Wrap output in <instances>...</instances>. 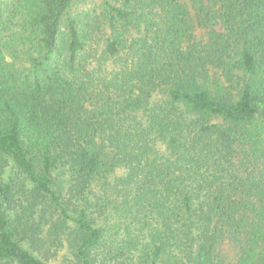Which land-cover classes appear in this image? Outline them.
<instances>
[{"label":"trees","instance_id":"trees-1","mask_svg":"<svg viewBox=\"0 0 264 264\" xmlns=\"http://www.w3.org/2000/svg\"><path fill=\"white\" fill-rule=\"evenodd\" d=\"M115 1L84 21L70 14L73 0L8 4L5 30L14 33L2 47L23 69L0 51V261L42 264L14 235L37 244L51 209L68 218L51 189L62 168L79 204L77 264L117 255L101 250L103 229L85 196L92 186L104 192L117 170L120 212L148 229L145 264L167 253L175 264H223L217 246L243 232L249 240L247 211L264 186V0ZM131 29L138 36L128 40ZM100 40L103 60L118 58L107 74L100 60L92 68ZM212 69L227 87L212 88ZM8 160L31 190L3 182ZM16 205L10 222L2 208ZM263 241L240 264H264Z\"/></svg>","mask_w":264,"mask_h":264},{"label":"rangeland","instance_id":"rangeland-1","mask_svg":"<svg viewBox=\"0 0 264 264\" xmlns=\"http://www.w3.org/2000/svg\"><path fill=\"white\" fill-rule=\"evenodd\" d=\"M13 2L14 0H0V14L4 12V19H0V51L4 53L5 59L11 63H14L19 66L20 69H23V65L12 58L8 54L7 49H4L2 45L7 41H11L10 36L14 33L13 28L9 30H5L7 27V10L9 9L8 4ZM108 2L111 5L118 6L119 2L115 0H73L70 14L73 16L79 15V17L84 21L83 17L85 12L90 14L87 19L97 20L101 13L107 9L104 2ZM108 33V31H107ZM106 33V36L108 34ZM194 35L196 37L202 35V31L196 30ZM126 38L130 40L131 38L137 37L138 32L136 29H131L126 35ZM98 44V45H97ZM104 47V41L100 40L96 43L95 52H91L94 58L91 59L92 68L99 67V60L102 61V66H104L105 73H110L112 71L113 63L118 61L113 58H107V60H103L102 51ZM235 78L238 82H240L241 73L239 71H234ZM218 71L212 69L210 71V81L212 84V88L216 85L225 86L227 85L223 83L221 85L215 79L218 78ZM213 90V89H211ZM232 93H236V89L230 90ZM219 119H213L212 122H218ZM163 146L160 149L163 151ZM161 151V152H162ZM264 170V168H263ZM262 171V170H260ZM124 171L117 170L113 173L112 176L108 178V186H105V191L102 192L101 188H93L90 187L85 190V196L88 201L93 204V207L89 209L91 216L95 218L97 222V226L103 229V243L104 246L101 250L105 251L107 249H115L117 255H107L101 257L102 261L99 264H145L147 258L143 252V248L140 245L143 243L144 245L148 244V238L145 236L148 229L143 231L140 230V225L138 223H134V225H130V219H125V214L121 211V205L124 204V199L122 198L123 192L116 193L113 189L112 185L116 184L114 180L115 177L123 176ZM53 182L51 189L61 196V206L66 210L68 218L60 215V209H51L50 213H48L45 218L46 222L40 227V235H39V243L31 244L28 239H25L22 234H15V239L19 242L20 246L30 251L32 255L38 258L42 264H77L76 259L72 254V246L74 242V231L75 224L72 221V217L75 215L74 210L79 205L76 201V198L71 196L70 187L72 185V181L70 180L69 174L62 168L57 169L53 172ZM1 177L4 183L8 184L11 181L21 182L25 185L28 190H31L32 185L29 181L25 180L22 174L16 169L15 164L8 160L7 165L2 169ZM260 184L264 185V180H260ZM117 188H121L118 186ZM16 197V195H15ZM19 198V197H17ZM20 200V198H19ZM18 200V201H19ZM251 205L247 211V215L251 218V223L255 226V229L250 230L249 240L248 237L243 234H240L239 240L236 243H231L229 241L221 242L217 248L216 253L223 260V264H240L242 258L245 256L246 251H250L252 254V247L255 245H261L262 238L264 237V186L261 188V193L256 194L251 198ZM80 202V201H78ZM21 204V203H17ZM25 204V203H24ZM38 204H40L38 202ZM40 208V206H39ZM2 211L7 215L8 219L14 221L17 219V216L21 214V208L17 205L13 210H7L5 207L2 208ZM127 220V221H126ZM150 226H155L153 222L149 221ZM59 225L58 229H55L54 225ZM129 227L127 229L126 227ZM135 228H138L135 231ZM144 234V237L141 234ZM129 237L136 239L128 243ZM248 242V244H247ZM264 242V241H263ZM258 248V247H257ZM102 256V255H101ZM251 256V255H250ZM257 258V257H256ZM257 262V260H256ZM0 264H18L14 260H2ZM159 264H175V259L173 254L167 253L162 257V261Z\"/></svg>","mask_w":264,"mask_h":264}]
</instances>
